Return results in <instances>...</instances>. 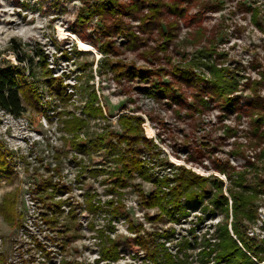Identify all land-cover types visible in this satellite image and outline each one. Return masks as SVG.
Returning a JSON list of instances; mask_svg holds the SVG:
<instances>
[{"label":"rangeland","instance_id":"obj_1","mask_svg":"<svg viewBox=\"0 0 264 264\" xmlns=\"http://www.w3.org/2000/svg\"><path fill=\"white\" fill-rule=\"evenodd\" d=\"M162 1L186 8L185 14L164 9L158 27L142 28L138 18L148 13L144 8L133 16L123 12L117 18L108 14L80 22L81 10L92 0H0V70L19 63L13 48L19 49L28 58L25 73L37 83L41 103L51 105L43 113L23 102L26 108L20 117L0 108V163H7L0 164V264H147L137 239L143 237L154 245L169 241L158 236L168 232L172 238L167 245L172 248L184 239L200 241L224 222L221 208L209 215L192 210L177 221L154 220L158 210L146 209L141 199L154 190L152 182L133 173L126 187L113 185L116 166L110 143L105 141L103 149L90 143L108 131L121 133L118 117L123 113L144 119V133L162 158L223 180L232 222L230 182L214 167L220 162L242 170L248 160L261 163L257 154L264 139L258 140L253 119L257 113L264 115V106L256 111L253 96L264 101V0ZM133 2L119 0L120 9ZM118 23L135 33L137 48L116 31ZM105 29L111 33L107 35ZM60 30L66 37L60 36ZM79 42L94 51L83 50ZM104 45L113 47L107 55L111 63L135 65L148 73L146 78L118 79L113 72L100 71ZM42 56L47 57L45 68ZM192 62L202 64L187 82L174 74L175 67ZM209 65L231 71L246 84L233 94V110L224 109L223 101L210 95ZM48 70L62 79L65 93L73 94L68 103L49 97L44 77ZM83 84L95 89L108 118L91 120L74 146L72 134L64 130L68 115L63 113L81 117ZM154 85L170 88L169 94L159 95ZM146 124L155 131L151 137ZM82 139H86L85 151L79 149ZM161 173L172 176L175 170L165 168ZM254 175L251 171L248 182ZM49 182L69 190L60 195L51 189L42 191ZM41 195L49 204L61 201L62 212L54 215V207L38 200ZM90 201L101 208L91 210ZM257 207V219L247 223L248 235L264 248V195ZM41 214L57 220L49 227ZM111 241L120 253L117 260L102 257L105 246L114 244Z\"/></svg>","mask_w":264,"mask_h":264},{"label":"trees","instance_id":"obj_2","mask_svg":"<svg viewBox=\"0 0 264 264\" xmlns=\"http://www.w3.org/2000/svg\"><path fill=\"white\" fill-rule=\"evenodd\" d=\"M185 1L190 2L192 0ZM121 5L119 0H92V4L86 5L85 10H81L79 21H88L93 17L103 18L108 14L117 18L123 12L133 16L135 11L144 8L148 10V13L138 18V21L142 28H148L160 25L164 16V9H168L172 13H180V16L186 12V8H179L177 3L165 4L162 0H134L132 5L124 6V11L120 9ZM116 31L125 34L134 49L137 48V36L129 26L118 23ZM104 33L108 35L111 31L105 29ZM167 36L166 33L164 37ZM112 48L111 45L101 47L100 50L104 57L99 60L100 71L113 72L118 79L135 76L141 77V79L146 78L148 73L139 71L135 65L129 66L121 62L111 63L107 55L112 52ZM13 49L19 63L0 70V108L15 117H20L25 112L26 107L23 105L25 102L27 107H33L37 111L46 113L51 109L49 101L46 104L41 103L40 98L43 95L39 91L37 83L29 81L30 76L25 73L28 58L21 55L19 49ZM42 57L44 58L42 65L45 68L47 57ZM199 64L202 63L192 62L181 69L175 67L174 74L187 82L193 77V70ZM209 66L213 74V78L209 81L211 84L210 95L223 101L224 109L233 110L235 108L233 94L240 87H246V84L237 81L236 76L227 69H218L214 65ZM44 74L45 84L50 94L48 96L68 103L73 94L65 93L62 79L53 77L51 70ZM32 75L34 74L32 73ZM253 85L257 86L259 82H253ZM154 88L161 96H167L170 92V88H166V86L154 85ZM80 89L81 93L83 92L81 101L84 102L81 117L71 112L63 113L68 115L64 120V130L72 134L74 146H78L76 141L81 140V136L89 128L91 120L108 118L103 107L98 103L99 96L95 89L92 90L88 84L81 85ZM255 96H253V108L257 111L261 106H264V101L260 99L262 100L260 102L259 98ZM143 123L144 119L138 115L120 114L118 125L121 133L115 134L113 131H108L102 134L96 143H90L97 149H103L105 141L110 143L116 166L111 176L113 185L121 188L126 187L128 184L126 179L133 173H139L144 179L152 182L155 186L154 190L148 195L143 193L141 199L146 209L158 210L159 214L153 218L154 220L171 218L177 221L178 218H185L192 210H200L209 215L217 213L220 208L225 215L224 222L218 225L215 232L203 235L200 241L196 237L193 242L184 239L171 248V245H167L170 244L167 242L172 238L171 233L168 232L158 236L169 241L154 245L146 242L143 237L137 239L138 245L145 251L147 264H264V248L257 239L248 235L249 227L247 224L257 219V202L260 196L264 195V148H262L259 156L257 154L261 163L248 160L249 164L242 170H237L229 164L220 162L214 167L216 171L225 174L230 182L228 192L232 199V222L229 223L230 208L228 198L223 193V180L215 176H202L192 169L177 166L168 161L167 158H162L153 139L146 137L142 127ZM253 124L257 125L256 134L258 140L262 141L264 131L260 129L264 125V115L257 113L253 119ZM82 142L84 143L79 145V149L85 151L87 149L84 145L86 139H82ZM120 145H123L124 149L119 150ZM114 152L115 154H113ZM1 156L3 155L0 153ZM0 164L1 166L7 165L4 161ZM165 168L175 170V173L172 176L161 173V170ZM251 171L255 175L251 182H248V175ZM96 173L99 174L100 171H96ZM49 189L52 190L53 194L59 195L69 190L67 187L62 188L52 182L42 185V191ZM54 197L53 195L52 198ZM38 200L41 204H46V207H54L52 212L54 215L62 212L61 201L49 204L46 203L42 195L39 196ZM90 204L91 210L101 208L99 205L92 204L91 201ZM54 215L41 214L42 223L51 227L54 220H57ZM9 220H11L10 216ZM194 250H198V253H193ZM119 254L118 247L114 243L112 246H105L102 257L107 258V260H117Z\"/></svg>","mask_w":264,"mask_h":264},{"label":"bare ground","instance_id":"obj_3","mask_svg":"<svg viewBox=\"0 0 264 264\" xmlns=\"http://www.w3.org/2000/svg\"><path fill=\"white\" fill-rule=\"evenodd\" d=\"M60 36H61L62 38H64V37H66V33H65L64 31L60 30ZM67 36H70V35H67ZM79 44H80V47H81L83 50L94 51V49H93L89 44H87V43L79 42ZM145 127H146V130H147V132H148V134H149L150 137L153 136V135L155 134L154 129L151 128L148 124H146Z\"/></svg>","mask_w":264,"mask_h":264}]
</instances>
